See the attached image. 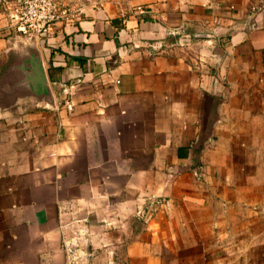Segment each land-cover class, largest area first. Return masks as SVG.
Returning a JSON list of instances; mask_svg holds the SVG:
<instances>
[{
	"label": "crops",
	"instance_id": "0c3cea01",
	"mask_svg": "<svg viewBox=\"0 0 264 264\" xmlns=\"http://www.w3.org/2000/svg\"><path fill=\"white\" fill-rule=\"evenodd\" d=\"M75 2L0 12V264H264V0Z\"/></svg>",
	"mask_w": 264,
	"mask_h": 264
},
{
	"label": "built area",
	"instance_id": "2783aa9c",
	"mask_svg": "<svg viewBox=\"0 0 264 264\" xmlns=\"http://www.w3.org/2000/svg\"><path fill=\"white\" fill-rule=\"evenodd\" d=\"M78 8L75 0H0V12L7 19L8 29L17 36L36 40L46 37L58 22L76 18ZM136 9L142 15L147 14L145 6L138 5ZM159 204V199H152L139 215L144 219L152 217Z\"/></svg>",
	"mask_w": 264,
	"mask_h": 264
},
{
	"label": "water",
	"instance_id": "95a60500",
	"mask_svg": "<svg viewBox=\"0 0 264 264\" xmlns=\"http://www.w3.org/2000/svg\"><path fill=\"white\" fill-rule=\"evenodd\" d=\"M30 56L33 59H35V60L37 59L38 60V69L40 71V77H39L40 78V82L31 91L33 93L41 95V96H43L45 98H49L50 95H51L50 86H49V82H48V79H47V76H46V73H45V70H44V67H43L42 60L40 59L39 55L36 56L34 53H31Z\"/></svg>",
	"mask_w": 264,
	"mask_h": 264
},
{
	"label": "rangeland",
	"instance_id": "374dc122",
	"mask_svg": "<svg viewBox=\"0 0 264 264\" xmlns=\"http://www.w3.org/2000/svg\"><path fill=\"white\" fill-rule=\"evenodd\" d=\"M16 61V60H15ZM14 61V62H15ZM5 80H6V75H4V73H1L0 72V85L3 83V82H5Z\"/></svg>",
	"mask_w": 264,
	"mask_h": 264
}]
</instances>
